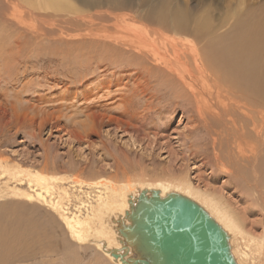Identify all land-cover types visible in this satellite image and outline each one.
Segmentation results:
<instances>
[{
	"label": "rangeland",
	"instance_id": "1",
	"mask_svg": "<svg viewBox=\"0 0 264 264\" xmlns=\"http://www.w3.org/2000/svg\"><path fill=\"white\" fill-rule=\"evenodd\" d=\"M73 1L84 9L80 17L83 20L57 21L59 18L41 16L40 12L34 17L27 13L14 15L10 5L0 0V218H59L28 188L27 173L30 177L39 173L56 180L51 195L45 198L69 215L90 210L95 205L92 197L105 190L103 184L133 183L141 188L157 181L185 180L195 189H206L207 182L218 187L224 181L235 192L226 189L227 203L235 209L244 205L242 214L250 226L258 214L264 213V206L258 200L246 199L249 194L240 182L234 185L230 178L218 174L213 152H224L228 143L221 139L214 145L212 132H221V125L212 123L207 127L192 110L182 111L170 103L169 94H157L154 78L149 81L145 74L118 70L108 61H99L107 60L108 55L100 42L89 38L94 24L106 23L112 30L111 25L115 28L119 23L113 16L100 17L106 12L120 14L128 22L139 15L153 26L156 10L162 6L170 12L165 16L168 21L174 16L185 25L209 24L219 31L236 25L233 23L238 18L242 21L245 12H254L264 29V0H146L145 4L138 0H108L119 5L97 7ZM95 12L104 14L93 17ZM243 26L240 35L246 34L259 50L261 41L247 34L248 22ZM107 45L114 46L113 42ZM74 58L87 62L85 71L74 64ZM96 64L100 67L95 68ZM141 88L148 98L135 94ZM262 88H248V92L255 100L250 107L263 112L264 99L257 101ZM129 100L131 104L123 106L122 102ZM74 133L81 134V139H71ZM263 163L264 156L247 163L242 175L246 177L250 169L264 174ZM65 177L70 180L61 182ZM93 183L101 187L95 189ZM22 193L34 199L30 202L22 198ZM19 208L20 213H11ZM57 223L61 227L60 220ZM76 253L78 264H89V258L95 255L90 246ZM57 260L61 264L62 257Z\"/></svg>",
	"mask_w": 264,
	"mask_h": 264
},
{
	"label": "bare ground",
	"instance_id": "2",
	"mask_svg": "<svg viewBox=\"0 0 264 264\" xmlns=\"http://www.w3.org/2000/svg\"><path fill=\"white\" fill-rule=\"evenodd\" d=\"M5 1L14 15L27 13L34 17L40 12L41 16L59 18L57 21L84 19L80 18L84 9L73 0ZM79 1L85 6L93 7L113 3L108 0H94L91 3L87 0ZM138 1L146 3V0ZM113 4L119 5L118 2ZM96 13L101 12H95L93 17H99ZM168 14L170 12L163 6L156 10L153 26L139 15L131 18V22L118 16L120 14L106 12L101 15V18L106 19L107 16H113L115 22L119 23L114 25L115 28L111 25L112 30L108 29L105 22L100 26L94 24L90 31L93 37L90 36L89 40L100 42L101 49L108 55L107 60H98L108 61L107 64L118 67V70L123 68L125 71L145 74L149 81L154 78L157 81V94H169L170 103H175L182 111L192 110L207 127L212 123L220 124L221 132H212V143L215 145L222 139L228 146L224 152H213V163L218 174L230 178L234 185L240 182L249 194L246 199L253 202L258 200L264 206V174L258 175L261 170L257 173L250 169L246 177L242 175L247 163H255L264 156V111L250 107L254 106L255 100L248 92V88L264 86V29L260 26L258 15L254 12L242 13V21L238 18L233 23L236 25L219 31L218 27L210 28L209 24L188 26L181 20H174V16L168 21L165 17ZM243 21L245 22L242 23ZM98 22L96 21L97 24ZM246 22L249 23L247 34L250 32L253 40L261 41L259 50L253 47L257 44L246 34L240 35ZM109 42H113L114 46L107 45ZM72 61L82 71L87 68L84 60L74 58ZM94 67L100 66L96 64ZM142 90L143 88L134 92L148 98L147 93ZM260 98L264 99V88L258 94L257 101ZM122 103L123 106L126 103L130 105L131 101ZM71 133L68 134L72 135ZM71 139L80 140L81 134L74 133ZM27 176L28 188L34 193L35 199L38 202L44 201L59 218H0V264H59L57 257H62L61 264H78L79 255L76 251L85 246L94 248L95 255L89 258V264L133 262L136 257L139 258L137 250L141 257L143 255L141 244L136 240L137 235L131 232V215L140 192L144 190L147 191V196L152 191H158L160 198L176 194L195 203L224 231L235 264H264V213L258 214L259 218L248 226L244 219L246 217L242 214L244 205L235 209L227 203V190L230 191L231 187L224 181L218 187L207 182L204 184L207 185L206 189H195L185 180L178 181L179 183L157 181L141 188L135 187L133 183L116 185L107 182L109 185H102L105 190L97 191L95 198L92 197L95 205L90 210L69 215L56 202L45 198L51 195V186L56 181L54 178L50 181L51 179L48 180L39 173L33 177L27 173ZM69 180L65 177L61 182ZM93 185L95 189L101 187L96 183ZM231 193L235 195L232 189ZM21 195L30 202L34 199L28 193ZM237 196L243 197L240 194ZM20 209H14L11 213H20ZM57 219L62 223L61 227Z\"/></svg>",
	"mask_w": 264,
	"mask_h": 264
},
{
	"label": "water",
	"instance_id": "3",
	"mask_svg": "<svg viewBox=\"0 0 264 264\" xmlns=\"http://www.w3.org/2000/svg\"><path fill=\"white\" fill-rule=\"evenodd\" d=\"M131 219L143 256L126 264H235L222 228L182 196L141 191Z\"/></svg>",
	"mask_w": 264,
	"mask_h": 264
}]
</instances>
